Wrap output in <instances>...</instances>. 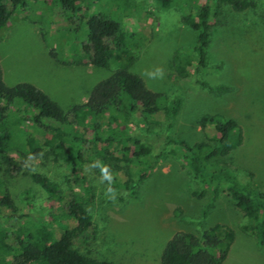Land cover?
<instances>
[{"label":"rangeland","instance_id":"obj_1","mask_svg":"<svg viewBox=\"0 0 264 264\" xmlns=\"http://www.w3.org/2000/svg\"><path fill=\"white\" fill-rule=\"evenodd\" d=\"M251 1L254 6L241 12L217 0H175L168 8L154 0H81L74 11L64 10L57 0L28 1L0 30L2 80L8 87L33 85L66 110L83 103L92 86L115 68L127 65L151 91L167 98L181 97L178 115L167 129L172 137L193 144L213 136L211 124L204 129L198 125L202 116L234 119L244 143L226 159L213 161L228 166L240 183L264 190V0ZM203 4L211 12L205 65L179 78L172 69L173 55L195 56L197 35L181 18ZM97 15L119 22L133 37L111 52L108 68L72 64L84 60L81 46L87 41V22ZM136 127L161 132L166 122L151 124L148 130L142 123ZM22 129L23 137H35L31 129ZM145 143L151 150V169L143 181L132 182L133 194L110 190L99 178L90 179L94 191L85 206L94 223V236L82 251L115 264H160L161 251L175 232L199 234L222 224L234 231L235 238L221 264H264V245L240 231L244 218L233 201L220 193L203 214L209 195L198 198L194 193L208 187L179 156L168 155L160 140ZM0 144L17 158L1 135ZM28 167L62 190L71 184V171L63 162L39 156ZM0 178L17 207L25 206L24 191L31 196L32 208L44 205L46 195L22 172L2 173Z\"/></svg>","mask_w":264,"mask_h":264},{"label":"trees","instance_id":"obj_2","mask_svg":"<svg viewBox=\"0 0 264 264\" xmlns=\"http://www.w3.org/2000/svg\"><path fill=\"white\" fill-rule=\"evenodd\" d=\"M28 1L37 0H0V30ZM154 1L168 8L175 0ZM57 2L64 10L74 11L81 0ZM217 2L237 12L254 6L251 0ZM210 17L207 4L201 5L194 14L182 16V23L197 35L195 56H181L179 52L173 55L172 69L177 77L185 78L191 68L198 72L204 67ZM132 37L133 33L127 32L119 22L105 15L92 17L87 22V41L81 46L85 58L72 64L108 68L111 52L120 50ZM180 106L179 95L167 98L151 91L127 65L115 68L108 77L92 86L83 103L66 110L33 85L6 86L0 69V135L17 156L8 154L0 144V174L22 172L46 195L42 208L35 209L29 192L24 191L25 206L19 208L0 178V264H115L82 251L94 236V223L85 206L94 191L90 179L99 178L110 190H128L133 194L132 182L143 181L151 169L148 161L151 150L145 142L153 140H160L168 155L179 156L208 187L209 190L194 193L198 198L209 195L203 214L220 193H224L244 218L240 231L263 246L264 190L249 182L240 183L228 166L213 161L217 157L226 159L242 146V129L232 118L205 115L198 125L204 129L206 124H211L213 136L188 144L167 131ZM164 121L166 128L161 132L139 131L136 127L142 123L148 130L151 124ZM130 124L136 130H128ZM22 127L34 131L35 137H23ZM39 156L69 167L72 180L68 188L62 190L47 176L29 169L30 161ZM234 238V231L222 224L199 234L175 232L161 251L160 264H221Z\"/></svg>","mask_w":264,"mask_h":264}]
</instances>
